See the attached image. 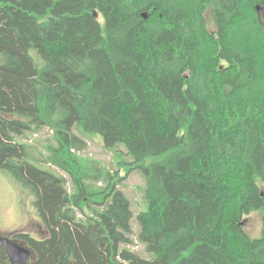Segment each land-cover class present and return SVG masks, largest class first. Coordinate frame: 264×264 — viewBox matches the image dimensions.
<instances>
[{"label":"trees","instance_id":"obj_1","mask_svg":"<svg viewBox=\"0 0 264 264\" xmlns=\"http://www.w3.org/2000/svg\"><path fill=\"white\" fill-rule=\"evenodd\" d=\"M262 12L264 0H0V170L36 196L48 232L13 235L30 264H264ZM44 129L51 139L29 142ZM93 134L144 178L147 257L130 248L117 178L72 152ZM256 211L259 239L243 227Z\"/></svg>","mask_w":264,"mask_h":264},{"label":"rangeland","instance_id":"obj_2","mask_svg":"<svg viewBox=\"0 0 264 264\" xmlns=\"http://www.w3.org/2000/svg\"><path fill=\"white\" fill-rule=\"evenodd\" d=\"M261 20L264 24V12L261 13ZM33 55L36 56L37 53L33 52ZM46 130H42L41 137L37 139L30 137L29 142H38L34 146L45 144L51 139ZM84 139L86 146L73 149L72 152L80 157L82 164H87V166H90L91 163L99 165L100 168L111 172L117 178L119 181L117 186L129 198L134 216L132 219L134 243L130 248L141 256L147 257L145 247L137 240V234L140 230L137 216L145 212L148 207L144 200V178H142L139 170L128 171L131 168L129 164L133 160L127 157L123 147H118L115 150L108 149L104 146L102 136L97 134L84 137ZM41 150L46 154L43 148ZM53 173L64 178L68 188H72L70 177L65 172L53 167ZM92 184L96 188L95 190L106 186L104 181L99 184L95 181ZM35 199L36 196L30 189L17 184L0 170V237L14 240L13 235L15 233H26L35 239L42 240L48 236L46 227L35 206ZM243 227L252 238H261L263 233L262 212L256 211L245 217ZM16 242L23 244L18 240Z\"/></svg>","mask_w":264,"mask_h":264},{"label":"water","instance_id":"obj_3","mask_svg":"<svg viewBox=\"0 0 264 264\" xmlns=\"http://www.w3.org/2000/svg\"><path fill=\"white\" fill-rule=\"evenodd\" d=\"M143 17L147 19V14H143ZM0 245L7 253L10 264H30L34 259L32 250L14 240L0 237Z\"/></svg>","mask_w":264,"mask_h":264},{"label":"built area","instance_id":"obj_4","mask_svg":"<svg viewBox=\"0 0 264 264\" xmlns=\"http://www.w3.org/2000/svg\"><path fill=\"white\" fill-rule=\"evenodd\" d=\"M34 137L38 138V135L36 134ZM33 138V137H32ZM73 151V150H72Z\"/></svg>","mask_w":264,"mask_h":264}]
</instances>
